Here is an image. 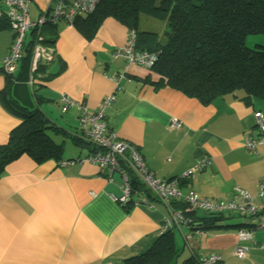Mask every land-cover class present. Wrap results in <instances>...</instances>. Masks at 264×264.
<instances>
[{"label": "crops", "instance_id": "obj_1", "mask_svg": "<svg viewBox=\"0 0 264 264\" xmlns=\"http://www.w3.org/2000/svg\"><path fill=\"white\" fill-rule=\"evenodd\" d=\"M47 9L48 0H31L30 16L37 18ZM56 27L54 58L36 71L32 86L27 78L28 93L23 94L20 82L12 86L19 102L32 99L36 89L44 116L73 135L79 111L76 107L62 111L59 97L69 96L92 111L105 95L115 92V101L105 108L108 128L133 144L158 178L179 177L197 158L206 156L209 163L202 171L181 180L182 192L192 189L208 198H228L236 186L255 197L258 182L264 179V142L251 152L244 138H264L254 118L255 111L264 113L263 100L247 98L245 91L237 89L204 105L167 86H156L159 77L151 69L124 68L123 59L113 56L125 43L128 29L112 17L103 20L90 40L61 19ZM11 41V28L1 27L0 64ZM4 85L0 65V90ZM19 122L0 102V144ZM172 122L179 125L172 128ZM57 136L52 134L59 142ZM78 147L61 159L88 152ZM59 160L37 163L22 154L4 166L0 174V264H125L127 258L150 247L162 231L167 206L153 197L150 208L131 203L121 206L111 198L119 194L117 173L109 182L100 176L104 170L93 163L61 166ZM166 229L176 232V247L179 252L186 248L188 256L216 253L221 260L214 264H227L234 258L231 250L239 244L247 247L240 264H264V247L254 245L264 243V229L254 233L253 241L238 240L235 228L200 233Z\"/></svg>", "mask_w": 264, "mask_h": 264}, {"label": "trees", "instance_id": "obj_2", "mask_svg": "<svg viewBox=\"0 0 264 264\" xmlns=\"http://www.w3.org/2000/svg\"><path fill=\"white\" fill-rule=\"evenodd\" d=\"M142 15L164 23L161 37L156 31L139 29ZM106 17L114 18L128 31L134 30L136 49L156 52L151 68L159 77L156 86H167L204 105L237 89L245 91L247 98L264 101V43H261L264 39H258L253 47L245 43L249 34L264 36V0H98L89 13L74 18L73 27L90 40ZM1 18L0 28L9 27L6 19ZM56 21L46 18L41 27L42 42L46 45L55 43ZM30 58V42H27L17 70L5 74V85L0 90L2 106L20 119L8 133L6 142L0 144V174L7 163L22 154L37 163L61 159L62 143L56 142L52 134L66 135L75 145L92 150L89 143L49 122L38 107L36 89L32 90L33 98L24 103L12 95L15 82L22 84L23 94L28 93ZM43 66L39 62L36 71ZM132 181L136 189L142 188L135 176ZM172 207L185 206L173 203ZM183 213L191 223L181 228L189 231L237 230L250 225L232 213L199 210ZM174 234L173 229L162 230L148 249L127 258L125 264H175L180 252ZM196 258L191 253L182 264H197Z\"/></svg>", "mask_w": 264, "mask_h": 264}, {"label": "built area", "instance_id": "obj_3", "mask_svg": "<svg viewBox=\"0 0 264 264\" xmlns=\"http://www.w3.org/2000/svg\"><path fill=\"white\" fill-rule=\"evenodd\" d=\"M98 0H49V16L45 13L37 18L30 16L31 0H0L4 6V11H0V17H4L11 28L13 35L8 53L1 60V70L4 74H13L18 67V62L22 57L24 45L30 42L31 58L29 64L28 83L32 84V73L36 72L38 63L49 64L54 58L53 46L42 42L40 34L41 27L46 22V18L51 20L63 19L68 26H73L74 18L81 13H89ZM136 34L134 30H129L125 43L114 50L113 56L120 57L124 61V68L131 65L151 69L155 60L156 52L136 49ZM119 77L114 79L115 89H119ZM115 101V92L105 95L97 109L90 110L82 102H78L69 96L62 94L59 97L60 108L66 111L71 107H76L79 111L78 125L74 135L89 143L92 150L84 156L60 159L58 164L67 166L74 163L89 162L104 170L100 176L112 181V174L117 173L120 178L119 194L111 195V198L121 206L128 204H142L151 207L150 197L168 207V215L163 220L161 230L167 226L180 229L191 223V219L183 213L184 210H199L209 213H232L240 218H246L250 222L247 227L236 230L238 240H251L257 231L264 229V179L257 185L255 197L247 191L234 187L228 198H208L198 194V192L187 189L182 192L180 189L181 180L202 171L209 160L206 156L196 159L194 164L185 170L179 177L171 179L158 178L150 171L144 162L142 154L131 143L118 138V136L108 128L105 118V108ZM255 127L260 134L264 132V113L254 112ZM178 122H172V128L177 127ZM264 138H254L246 135L244 146L251 152L255 151L258 144L263 143ZM133 174V175H132ZM132 176H135L141 183V189H136ZM149 194V195H148ZM94 195V193H92ZM175 201L184 204V208L172 207ZM202 230H194L200 233ZM260 248L264 243H254ZM231 254L238 258H244L247 254V247L235 244ZM221 260V256L216 253L197 256V264H213Z\"/></svg>", "mask_w": 264, "mask_h": 264}, {"label": "rangeland", "instance_id": "obj_4", "mask_svg": "<svg viewBox=\"0 0 264 264\" xmlns=\"http://www.w3.org/2000/svg\"><path fill=\"white\" fill-rule=\"evenodd\" d=\"M145 24L147 26H145ZM142 27L143 28H147V30H149V31L151 30V31L158 32L159 37H161L162 32H163V28H164V23L161 22V21H158V20H156L154 18H151L149 16L142 15L140 17V28L142 29ZM257 39H262L263 40L264 36L260 35V34H249V35H247L245 37V43H246L247 46L253 47L257 43V42H255ZM261 43H264V42H261ZM57 119H60V117L58 116ZM58 136L55 138L57 141L60 142V140H64V142L62 144V155H66L67 153L76 152L77 150H79V147L74 145V143L69 138L64 137V135H58ZM176 236H177V234L175 232V238H176ZM177 246L180 248L181 244H180V246H179V244ZM232 250H231V252H232ZM186 256H188V250L186 248L184 250H182V247H181L180 248V254L178 255L175 263L176 264H182V260L184 258H186ZM233 257L234 258L231 259V261H229L227 264H240L242 258H238V257H235V256H233Z\"/></svg>", "mask_w": 264, "mask_h": 264}]
</instances>
